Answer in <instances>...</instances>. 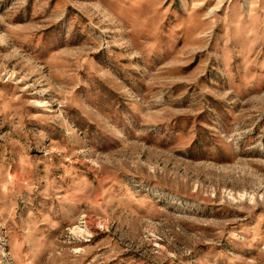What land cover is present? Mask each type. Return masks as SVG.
<instances>
[{
    "label": "rangeland",
    "instance_id": "1",
    "mask_svg": "<svg viewBox=\"0 0 264 264\" xmlns=\"http://www.w3.org/2000/svg\"><path fill=\"white\" fill-rule=\"evenodd\" d=\"M0 264H264V0H0Z\"/></svg>",
    "mask_w": 264,
    "mask_h": 264
}]
</instances>
